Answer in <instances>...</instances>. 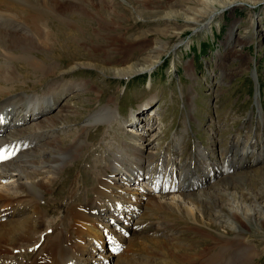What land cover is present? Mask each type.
I'll return each mask as SVG.
<instances>
[{
  "label": "rangeland",
  "instance_id": "1",
  "mask_svg": "<svg viewBox=\"0 0 264 264\" xmlns=\"http://www.w3.org/2000/svg\"><path fill=\"white\" fill-rule=\"evenodd\" d=\"M57 1L59 3L56 10L66 22H59V19L52 15L48 24L39 28V35L35 33L37 28L27 26L31 34L29 39H18L13 43L15 45L11 44L10 40L0 44V105L8 103L9 100H4L9 97L14 96L16 99L26 94H42L50 91L52 87L65 88L70 90L59 101L56 109L64 105L67 100L84 114L87 113V108L95 109L108 104L115 108L116 113L120 115L118 124L114 123V127H116L123 123V116L124 124H126L130 114L136 116V114H132L133 109L148 102L147 105L151 104L152 106L148 107L147 114L143 118H147L150 111L155 112L159 110L158 108H161L162 111V114L161 112L156 114L157 121L162 119L158 122L155 120L153 122L155 125L153 129H155L145 136L149 137L151 134H155L156 128L160 133L151 152H156L161 156L160 149L165 154L163 148L171 147L170 143L173 140L181 138L182 141H179L183 144L190 140L193 142L195 139L194 143L198 147L202 148L205 145L215 158L219 154L225 160V152H228L230 148H224V146H227V142H230L232 138L234 140L243 137L242 126L246 127L248 115L254 112V106H259L262 102L264 104V0L252 1L253 4L249 2L243 7H231L229 10L220 8L222 11L219 16L218 14L213 16L212 22L208 25L207 22L213 9L207 5V0H80L78 7L84 9L82 13H72L69 10V8L77 6L75 4L77 1L71 3L65 0ZM2 8L0 7V12H6L2 11ZM28 17L33 20L38 19V13L31 12ZM188 19L194 20L195 23H189ZM67 22L80 28V32L76 30L75 33L78 37L70 36L67 39V35H64L66 33H62V36H65L62 39L58 33L56 37L51 34L45 37L48 31L55 33L58 32V29L73 33L71 28L68 29ZM3 31L10 32L6 29ZM14 36L18 37V35ZM33 49L39 53L33 52ZM31 62H36L35 67L43 70L46 75L40 71L36 72L34 76L32 73L28 74L27 71L32 70V67L27 65ZM152 65H156V68L153 69L150 76L147 73L136 74L132 78L118 79L114 76L115 71H126L130 67L138 69L135 67H150ZM217 82L223 87L219 86ZM82 88L91 92L72 100L73 95L81 94L78 89ZM154 96L160 97H157L152 103L146 101L153 99ZM247 100H250L252 104ZM89 102L91 105L88 104ZM249 105V110H247ZM172 106L173 108H171ZM245 113H247L246 116H242ZM216 116L219 118L215 121L209 118ZM142 120L144 121V119ZM257 120L258 113L256 112L252 114L249 121V131L252 134L256 131ZM145 122L148 121L145 120ZM10 123L9 129L13 127L14 120ZM108 128H110L108 124L103 127L98 126L96 129L99 131L92 129L83 136L82 141L91 149L85 154L81 152L80 160L74 164V167L70 165L67 168V172L58 178L56 188L51 189L49 194L44 197L40 209L52 217L51 220L59 217H56L57 213L54 211L57 212L58 203L63 201V197L61 198L59 195L60 192L64 191L67 184H73L78 179L77 177H79L78 182L82 187L78 192L80 196L82 195V202L85 204L94 203L93 207L97 205V200L92 202L96 195L92 191L93 189L89 188L90 192L86 195L84 186L93 182L97 183L93 172L95 177L102 173L103 167L101 166L105 162L104 155L108 156V152L102 149L103 146H99V143L105 142V140L110 142L106 146L107 149L112 148L110 152H121L124 150V144L129 143V141L124 142L126 140L124 136H118L119 147L116 143H111L115 138L111 136L110 132L108 137L106 136ZM204 129L209 131V140L204 136L206 131L203 132L204 135L200 134ZM159 130L165 131L163 133ZM210 130L218 138L213 139ZM262 132L264 131L262 130ZM120 134L128 135L124 130ZM175 135L178 139L174 138ZM246 145L247 143L243 144V147ZM114 149L116 150L114 151ZM189 153H193V150ZM130 154L126 157L132 161L136 155L131 157ZM184 154H186L185 158L190 157L188 150ZM157 155L152 156L157 157ZM195 155L201 159L202 155L200 156L198 153ZM159 162L156 164L157 167ZM68 163H72V161L70 160ZM198 169L203 168L201 165H196L194 170L186 169V173L193 171L197 174ZM186 173L182 174L186 175ZM237 173L239 174L229 176L216 183L213 181L215 184L212 182V185L207 188L194 191H191L192 189L181 190L180 195L171 194L172 197L181 196V199L183 198L191 204H187L186 207L188 210L190 209V213L188 214L186 209V212L181 213L185 217L181 216L180 219L173 217L177 212L173 207H165L160 212L156 209L150 210L147 208L150 198H144L139 210L142 215L145 212V216L137 222L140 226L134 227L135 231L132 232V236L130 234L127 237L125 253L115 258L113 264H145V260L158 247L161 250L164 249V252H170L169 246H173L174 249H190L184 252L186 259L194 254L197 246H204L205 251L197 264H208L207 256L209 254L206 255V253L209 250L214 251L211 255L219 254L221 257L210 264H264V195L257 200L261 204L255 203L252 199L256 194L260 195L264 192V165L257 164ZM205 174L206 172L202 171L200 175L195 177L190 175V177L200 180ZM104 175L108 176L107 172L101 174V176ZM174 178L176 177L171 176L169 183H172ZM12 181L13 179H7L4 184H11ZM117 187L123 193L125 192L122 185L117 184ZM199 188L201 187L195 189ZM132 189L135 188L132 187ZM129 194V196L120 194L121 197L116 199L126 201L128 198H132V195H138L139 192ZM210 198H221V201L215 203L214 200H211L210 205L206 207L207 211L215 214L214 216L218 214L217 211L221 215L218 219L212 218L216 223L214 228L210 223L212 220L205 218L202 212H199L201 209L197 213L200 216V221L194 220L190 216L195 209L193 205L198 199L207 202ZM117 203L115 201L113 206ZM92 204L90 205L92 206ZM216 204H220V207H217ZM256 205H260V207H256ZM6 209H1L0 213H6ZM111 209L112 207L104 213L110 214ZM47 210H50L51 213H48ZM11 211H13L10 212L13 213V217L10 216L11 218L8 217L9 219L0 221V227L9 225L7 227L11 228L19 220H37V216L32 215L31 217V213L19 212L20 214H17V210ZM111 212L114 216V212H117L116 206ZM104 213L101 214L102 216L97 214L92 223V228L101 232V238L97 242L100 245L104 240V232L100 225L106 226L105 219H109L108 224L110 225L111 221L118 223L121 220H128L129 215L135 212L120 213L122 219L115 216L112 218V215L106 217ZM235 213L240 216L239 223L232 219V217L237 218ZM19 215H27V218H20ZM200 218H203L204 223ZM67 221L69 219L57 220L53 225L46 223L41 230L49 225L52 230L49 226L47 227L51 231L61 233L64 227L62 223L66 224ZM121 229L129 230L126 227ZM173 229L174 231H172ZM236 229L240 231L236 232ZM55 232L48 235L47 238H41L39 243H41L40 248L43 251H40L41 249L31 250L34 249V244L40 240V232L36 233L37 235L30 234L23 242L24 249L15 242V244L0 246V264H29L34 257L38 258L39 255H43L44 251L49 254L51 249L48 250V246H51L57 237ZM112 232L111 228L109 234ZM201 232L204 234H200ZM110 236L112 237V235ZM238 236L249 240L246 246L244 242L237 241ZM68 240L70 243L71 237ZM117 240L122 242V236L109 237V243L104 245L109 248L98 250L107 251L117 248L119 246ZM92 242H86L85 246ZM132 246L136 247L132 248ZM216 246H220L221 249H217ZM12 248H14L13 251H11ZM86 249L89 251V247ZM89 253L94 254L92 251ZM237 253L244 255L240 256L237 262L232 263L231 261ZM99 255L109 256V262L103 264H111V254L101 253ZM157 256L159 257V255ZM178 258L181 257L178 256ZM154 262L156 264H174L172 260L165 257L156 258ZM180 262L182 261L179 260L178 263Z\"/></svg>",
  "mask_w": 264,
  "mask_h": 264
},
{
  "label": "bare ground",
  "instance_id": "2",
  "mask_svg": "<svg viewBox=\"0 0 264 264\" xmlns=\"http://www.w3.org/2000/svg\"><path fill=\"white\" fill-rule=\"evenodd\" d=\"M65 1H68V3L77 1L75 3L77 4L76 7L69 8L72 13L84 12V9L82 7H78V1L80 0ZM252 1L257 0H207V5L213 9V13L210 16L207 25L212 22L213 16L217 14L219 16L222 10H229V8L231 7H243L245 5H248L249 2L253 4ZM58 3L59 2L57 0H0V7H3L2 11H6L0 12V44L6 42L7 40H10L11 44H13L15 41H18V39H29L31 34L27 29V26H33L35 27V29L37 28V31L35 33H40L39 28L45 24H48L52 15H55V17L59 19V22H66V20L60 17V13H58L56 10ZM220 8L222 10H220ZM34 11L38 13V19L35 20L28 17L31 12ZM187 21L192 24L195 23L194 20L188 19ZM67 24L68 29L71 28L70 30L73 31V33L70 32V34L67 33L69 31L63 32L59 31L58 29V32L55 33H50L48 31L45 37H47L49 34L56 37L57 33L60 34L61 39L65 38V36H62V33H66L64 35H67V39H69L70 36L78 37L75 33L76 30L80 32V28L72 23L69 24L67 22ZM5 29L9 30L10 32L3 31ZM14 35H18V37H15ZM33 52L39 53V51H35V49H33ZM35 63L31 62L27 65L32 67V70H28L27 73H32V75L34 76L36 72L40 71L43 75H46L43 70L35 67ZM155 66L156 65H152L150 67H135L138 69L130 67V69L126 71H115L114 76L120 79L128 77L132 78L136 74L142 73L143 75L145 73L150 75L151 73H153V69L156 68ZM69 90L65 88L52 87L50 91L44 92L42 94H26L21 98L16 99L14 96L9 97L4 100H9L8 103L0 105V125L4 124L7 127L6 131L4 132L3 138L0 139V156L6 157L5 159H0V210L3 208H7L6 213L11 214V217H13V213H10L13 212L11 210H17V214L19 212H25V214L31 213V217L32 215L37 216V220L33 221L30 219L19 220L11 228L7 227L9 225H3V227H0V246L10 245V243L15 242L18 243V245H21V247H23L24 249L23 242L27 240L30 234H36L40 232V235L38 234L40 236V240L36 244H34V249L32 248L31 250L35 251L41 249L40 247L37 249L36 246L39 242H41V238H47L48 235L55 232L51 231L52 228L49 225L47 226H49L51 230L47 226L44 230H41V228L46 225V223L53 225L54 223L56 224L57 220L69 219L66 224L62 223L64 227L62 226L63 231L61 233L55 232L57 237L53 240L52 245L48 246V250L51 249L49 254H46V252L44 251V256L39 255L40 257L38 258L34 257L33 261L29 262V264L108 263L110 258L109 256L100 255L101 258H98V255L96 254V252L102 253V251L98 250L99 248L95 247L96 244H99L97 242L101 238V232L99 230L93 229L92 223L95 220L94 218L97 216V214L98 216H102L101 214H103L104 211H108V209L113 206L115 201H118L115 206H118L120 208V213L124 214L126 212H135L139 210L141 208V203L143 204L144 198L148 197L150 198V201L147 205V208H149L150 210L156 209V211L160 212L161 210H164L165 207H173L177 210V212L173 215V217H175L176 219H180L182 218L181 216H184L181 213L186 212L185 210L187 209V204L191 205L190 203H188L189 201L187 202L183 200V198L181 199V196L177 198L175 196L172 197L171 194H164L161 192H159L161 194H154L150 191L146 193L139 192L137 191L138 189H132V187L135 186L134 181L137 178L142 177L144 173L145 175L150 174V172L153 171L154 164H157L161 160L162 155L159 156L156 152H151V149H153L156 145L154 142L158 141V138L160 137V133L157 132L158 129L156 128L157 131L155 134H151L149 137H145L147 133H151L152 130L155 129H153V126H155L153 125V122L156 120V114H160V111L156 110L155 115L147 119L144 118L143 121V118L141 117V115H139V111L141 112V108L137 109L135 112L132 111V114L135 115L136 112H138V114H136V116H132L130 114V116L128 117L129 120L126 123L132 124V126H125V124L122 123L121 125L114 127L115 122H117L116 124H118L120 115L116 113L115 108L109 106L108 104L102 107H97L95 109L87 108V113L84 114L80 109L75 108V106H73L70 101L67 100L64 105L56 109L59 101L63 99V97L66 93L69 92ZM78 91H81V94L76 93L71 97L72 100L85 93L91 92L88 90H84V88L78 89ZM88 104L91 105V102H89ZM147 104H143L142 108L147 106ZM18 109H22L21 114H18ZM152 118L153 120H151ZM13 120V127L9 129L11 127V123L9 124V122ZM145 120H147L148 122H145ZM20 122H23L24 124H21ZM107 124L110 126V128L106 130L108 133L106 136L108 137L110 132L111 136L115 138L112 139L111 143H116L119 147L118 143L120 139L118 138V136L126 137V140H124V142L129 141V143L127 145L124 144V150L121 152H110V149L112 148H106L107 144H110V142H107L106 140L105 142L99 143V146H103L102 149L108 152V156L104 155L105 162H103L101 166L103 167L101 172H107L108 176H101L102 173H99V175L95 177V173L93 172V176L95 180H97V183L93 182L88 186H84L86 189L84 193L86 195H88L90 192L89 188L93 189L92 191L96 195L93 197L92 202L97 200V205L93 207L94 203H90L92 204L91 206L90 204H85V202H82V195L80 196L78 194L82 187L81 185H79V177H77L78 179L75 180L73 184L64 183L67 185L65 186L64 191H62V193L60 192L59 194L61 198L63 197V201L58 203L55 200V202L58 203L59 208L57 209V212H54L57 213L56 217H59L57 219L51 220L50 218L52 217L48 216L46 213H43L40 209V205L43 204L42 202H44V197L46 196V194H49L51 189L53 190V188H56L58 178L63 175V173L67 172V168L70 167V165L74 167V164L78 160H80L79 156L81 152L85 154L88 153V150L91 149L90 146L84 144V142L82 141L83 136L90 132L92 129H96L98 126L103 127ZM146 125L149 127H147ZM135 128L137 130H135ZM123 130L126 131L128 135L120 134V132H122ZM96 131L99 130L96 129ZM164 131L165 130L160 132L164 133ZM165 135H167L166 132ZM135 139L136 141H133ZM171 143L174 156H177L179 158L186 155H183L182 153L176 155L175 152H177V140H173ZM115 150L116 149H114V151ZM160 151L162 154L161 149ZM129 154L131 155V157H135V155L136 157L132 161H129V158L126 157L127 155L129 156ZM145 154L151 156L149 157ZM152 155H157V157ZM198 155L201 156V153L199 152ZM70 160L72 161V163H68ZM193 160L200 162L201 159L199 158V156L195 155L194 158H192V161ZM165 162L167 163V166L169 165L170 167L171 160L169 161L166 156L163 157V163ZM196 165H198V163H196ZM159 167L160 165H158V167L156 166V169ZM172 170H178L176 163L172 164ZM202 171L205 170L198 169L197 174L193 171H188L186 175L182 174L188 180V183L185 185H181L180 190H195L196 187H205L206 185L211 184L216 179L214 177L212 178L209 172H207V175H203L202 179L200 180H196V178L191 179L190 175L195 177L200 175ZM206 177L207 179H205ZM7 179H13L12 183L4 184L5 180ZM117 184L120 186L122 185V189L125 190L124 193L117 187ZM141 187L146 188L144 186ZM138 192L139 196L132 195V198H128V200L126 201H120L116 199L118 197H121V195L129 196V193ZM170 195L171 197H169ZM263 195L264 192H262V194L260 195L258 193L256 194V196L252 197V199H254V202L256 203L258 199H261L259 197H262ZM211 200H214L215 203L221 201V198H210L207 200V202L206 200L198 199V201H196V203L193 205L195 209L191 212L190 216L194 218V220H199L200 216H198L197 213L198 210L201 209V211L199 212H202L205 218H210V220H212V218L218 219L219 217H221L219 211H217L218 214L214 216V213L211 214L209 210H206V207L210 205ZM87 203L89 202L87 201ZM257 204L261 203L257 202ZM216 206L220 207V204H216ZM257 206L260 207V205H256V207ZM187 211V213L189 214L190 209H187ZM47 212L51 213L50 210H47ZM131 215H134V213H132ZM131 215H129V218ZM235 215L237 216L236 219L232 216L231 217L233 220L238 221L240 216L236 213ZM19 216L20 218H27V215ZM139 216H142V212ZM144 216L145 212L143 217ZM129 218L125 221L130 223ZM200 219L202 220L201 222L204 223L203 218ZM105 220H107V222L109 223V219ZM210 223H212L213 228L214 226H216V223L213 222V220L210 221ZM109 226L110 229H114V227L116 226L123 229L126 227L112 221ZM72 229L75 230L71 231ZM174 229L176 231V228ZM174 229L172 231H174ZM239 231L240 230H237L236 232ZM125 232L131 233L129 230ZM200 234L204 233L201 232ZM110 235L111 234H109V237L112 238L113 236L111 237ZM121 236L123 238L122 233ZM69 237H71L70 243H68ZM90 241H93L92 244L89 245V243H87L88 246H85V243ZM237 241L244 242L245 246L246 243L249 242V240L247 241L245 238H241L240 236H238ZM88 247L89 251H92L94 254H90L89 251H87L86 248ZM118 247L119 246H117V248ZM133 247L136 246H132V248ZM159 248L160 247H158L157 250H155L153 254L145 260V264H156L154 260L159 257H165L168 260H172L174 264H197L199 263V260L202 258V255L205 251L204 246H197L194 254L186 259L184 252L189 251L190 249H174L173 246H169V248H171V251L164 252V249L161 250V248ZM216 248L219 250L221 249L220 246H216ZM13 250L14 248L11 249V251ZM109 250L111 251L114 249ZM40 251H43V249H41ZM213 252L214 251L209 250L206 253V255L209 254L207 256L209 258L208 264L216 261V259H221L219 254L211 255ZM124 253L125 251L120 255H123ZM157 255H159V257ZM243 255L244 254L242 253L235 254L231 262H237L238 258L240 256L243 257ZM118 256L114 258L111 256V258H113L111 259V264L115 263L114 260L115 258H118ZM178 256L181 258H178ZM179 260L182 262L178 263Z\"/></svg>",
  "mask_w": 264,
  "mask_h": 264
},
{
  "label": "snow or ice",
  "instance_id": "3",
  "mask_svg": "<svg viewBox=\"0 0 264 264\" xmlns=\"http://www.w3.org/2000/svg\"><path fill=\"white\" fill-rule=\"evenodd\" d=\"M6 157L0 156V159H5Z\"/></svg>",
  "mask_w": 264,
  "mask_h": 264
}]
</instances>
